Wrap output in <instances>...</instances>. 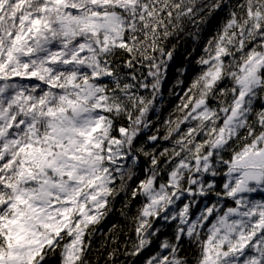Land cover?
I'll return each instance as SVG.
<instances>
[{
    "label": "snow or ice",
    "instance_id": "snow-or-ice-1",
    "mask_svg": "<svg viewBox=\"0 0 264 264\" xmlns=\"http://www.w3.org/2000/svg\"><path fill=\"white\" fill-rule=\"evenodd\" d=\"M117 202L106 264H264V0H0V264H91Z\"/></svg>",
    "mask_w": 264,
    "mask_h": 264
},
{
    "label": "trees",
    "instance_id": "trees-1",
    "mask_svg": "<svg viewBox=\"0 0 264 264\" xmlns=\"http://www.w3.org/2000/svg\"><path fill=\"white\" fill-rule=\"evenodd\" d=\"M189 53H192L189 56ZM199 55V50L193 52V43L188 40L187 42H182L175 53V61L176 67H180L184 65L187 61H190V71L187 74V79L185 83L179 87L175 86L176 74L175 70L169 75L167 83L163 87V95L159 104L157 105L159 111L158 113L151 114V118L154 122V125L157 127H161V135H163V121L168 118L169 113H171L176 104L179 103V94L181 93V88H186L188 83L191 81V77L195 75L196 64L194 58ZM170 90H173L170 94ZM121 207V203L117 202L115 211L103 224L99 226V231L96 234V237L93 242V251L90 253L88 259L91 264H106L107 252L111 249V247H115L117 245H112L110 241L111 234L109 233V229L112 228L113 225H118L117 233L118 239L117 244L120 246L121 250L126 241L134 240V231L131 230V222L125 220L122 216H120L119 209ZM135 211V205H133V212ZM108 236L109 240L107 242V247L105 244V237ZM146 253L145 255H147ZM120 259H124L123 256ZM52 264H55L53 261Z\"/></svg>",
    "mask_w": 264,
    "mask_h": 264
}]
</instances>
